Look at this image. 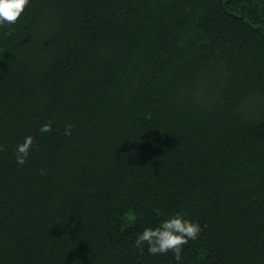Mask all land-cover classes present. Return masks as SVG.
Instances as JSON below:
<instances>
[{"label": "trees", "instance_id": "1", "mask_svg": "<svg viewBox=\"0 0 264 264\" xmlns=\"http://www.w3.org/2000/svg\"><path fill=\"white\" fill-rule=\"evenodd\" d=\"M176 210L184 264H264V0H29L0 25V264H175L134 240Z\"/></svg>", "mask_w": 264, "mask_h": 264}, {"label": "clouds", "instance_id": "2", "mask_svg": "<svg viewBox=\"0 0 264 264\" xmlns=\"http://www.w3.org/2000/svg\"><path fill=\"white\" fill-rule=\"evenodd\" d=\"M28 3L29 0H0V25L14 24ZM52 123L51 120L42 123L39 131L41 133L49 132ZM71 127L69 124L65 128L66 134H71ZM34 141L35 137L29 133L15 144L13 151L18 164L23 165L26 162ZM133 215L132 212L128 213L129 217H133ZM200 232L199 221L176 210L161 218L155 225L148 223L140 225L134 243L141 248L147 245V251L151 254L168 255L171 251L174 254L175 264H184V245L190 239L196 240Z\"/></svg>", "mask_w": 264, "mask_h": 264}]
</instances>
